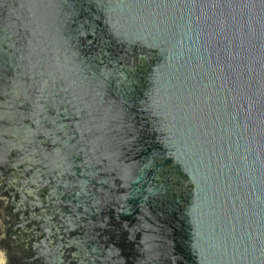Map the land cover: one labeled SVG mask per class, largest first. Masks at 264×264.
Instances as JSON below:
<instances>
[{
    "label": "water",
    "instance_id": "95a60500",
    "mask_svg": "<svg viewBox=\"0 0 264 264\" xmlns=\"http://www.w3.org/2000/svg\"><path fill=\"white\" fill-rule=\"evenodd\" d=\"M0 264H264V0H0Z\"/></svg>",
    "mask_w": 264,
    "mask_h": 264
}]
</instances>
